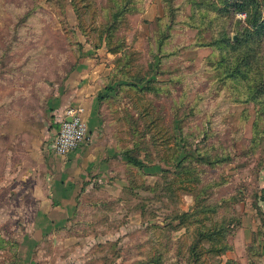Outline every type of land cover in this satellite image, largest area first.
Segmentation results:
<instances>
[{
	"label": "rangeland",
	"instance_id": "1",
	"mask_svg": "<svg viewBox=\"0 0 264 264\" xmlns=\"http://www.w3.org/2000/svg\"><path fill=\"white\" fill-rule=\"evenodd\" d=\"M227 1L0 0V264H264V47L230 76L222 38L247 41ZM97 68L111 165L27 246L35 152Z\"/></svg>",
	"mask_w": 264,
	"mask_h": 264
},
{
	"label": "crops",
	"instance_id": "2",
	"mask_svg": "<svg viewBox=\"0 0 264 264\" xmlns=\"http://www.w3.org/2000/svg\"><path fill=\"white\" fill-rule=\"evenodd\" d=\"M100 71L97 68L91 74L87 70L81 72L78 82L72 85V99L68 100L69 103H75V106L70 105L68 108L84 109L89 144L67 156H56L51 148L58 128L56 121V129L47 144L48 153L45 155L39 147L35 152V188L31 192L35 197V217L27 222L21 236L27 246H37L43 239L51 238L60 228H66L77 209L78 197L83 191L91 190L90 187L85 188V184L92 182L98 174H101L99 180L103 181L106 173L102 172L111 165L116 146L113 141H107L98 111L101 88L97 79L100 78ZM66 106H60L59 110ZM28 254L17 264H36L33 255L29 257Z\"/></svg>",
	"mask_w": 264,
	"mask_h": 264
},
{
	"label": "trees",
	"instance_id": "3",
	"mask_svg": "<svg viewBox=\"0 0 264 264\" xmlns=\"http://www.w3.org/2000/svg\"><path fill=\"white\" fill-rule=\"evenodd\" d=\"M232 1L229 2L227 1L226 3L228 6L226 7L225 12L226 13H232L234 16H236L237 12H245L246 6H248L246 0H230ZM252 4H257L258 0H250ZM217 4L216 2H213V5ZM216 6V5H215ZM223 10V11H224ZM221 11V10H220ZM248 14V13H247ZM240 22L246 24V26L242 25L240 30L243 31L244 35V42L247 41V47H243V42L241 41V38H238L236 41L231 38H226L223 37L222 41L225 42L226 48L230 49L229 51L235 53L239 51V57L238 59L234 58V56H231V58H225L223 59L222 63H226L227 66L229 67L230 64H234L233 67H230V76L231 77H236V78H246L249 76V70L251 66L253 67L255 64L253 63V59L256 57V54L263 49L264 47V15L263 11L261 14V11L259 12V16H256L254 24L253 25V32L249 30V26L247 25L248 23H251L249 14L247 16V19L243 22L240 20ZM241 23V24H242ZM252 28V27H251ZM253 41L256 43H259L261 46V49L258 50V45L256 46H251L248 42ZM241 49H245L243 52ZM116 52V51H114ZM235 60V61H234ZM238 60V61H237ZM256 64H258L256 62ZM263 65V63H261ZM125 158L130 164H133L136 167L139 168H144L145 165L142 161L138 160L137 158L131 157L128 153H123ZM7 241L0 236V243L5 244ZM223 249V248H222ZM221 248L219 249H212L215 253L223 254L225 250H222Z\"/></svg>",
	"mask_w": 264,
	"mask_h": 264
},
{
	"label": "built area",
	"instance_id": "4",
	"mask_svg": "<svg viewBox=\"0 0 264 264\" xmlns=\"http://www.w3.org/2000/svg\"><path fill=\"white\" fill-rule=\"evenodd\" d=\"M236 17L245 21L247 13L237 12ZM83 113L82 107L68 108L59 116L57 133L51 144L52 152L56 156H67L88 144L89 131Z\"/></svg>",
	"mask_w": 264,
	"mask_h": 264
},
{
	"label": "water",
	"instance_id": "5",
	"mask_svg": "<svg viewBox=\"0 0 264 264\" xmlns=\"http://www.w3.org/2000/svg\"><path fill=\"white\" fill-rule=\"evenodd\" d=\"M69 121H71V118H68Z\"/></svg>",
	"mask_w": 264,
	"mask_h": 264
}]
</instances>
